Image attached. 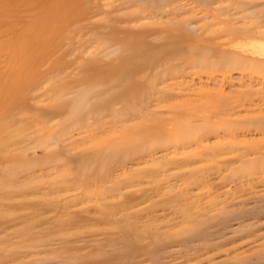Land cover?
<instances>
[{
    "label": "rangeland",
    "instance_id": "rangeland-1",
    "mask_svg": "<svg viewBox=\"0 0 264 264\" xmlns=\"http://www.w3.org/2000/svg\"><path fill=\"white\" fill-rule=\"evenodd\" d=\"M6 1L0 264H264V0Z\"/></svg>",
    "mask_w": 264,
    "mask_h": 264
},
{
    "label": "bare ground",
    "instance_id": "bare-ground-1",
    "mask_svg": "<svg viewBox=\"0 0 264 264\" xmlns=\"http://www.w3.org/2000/svg\"><path fill=\"white\" fill-rule=\"evenodd\" d=\"M57 0H49V8L47 9V11L45 12V16H46V18H45V26H47L46 24H48L49 22L50 23H53L52 21L54 20V19H56L57 17H58V15L57 14H60V16H61V13L63 12L62 11V9L63 8H66V4L64 3V5L62 6V7H60V2H58ZM62 2V1H61ZM37 3V0H7L6 2H5V4H8V6H10V7H12V6H15V5H17V4H22L23 6H25L26 8H29V7H31V6H33L34 4H36ZM59 11H60V13H59ZM62 11V12H61ZM52 26V25H51ZM48 27H50V26H48ZM43 28H44V26H43ZM47 28V27H46ZM53 28V27H52ZM48 29V28H47ZM46 30V29H45ZM44 30V31H45ZM52 30V29H51ZM41 31H42V28H41ZM47 31H49V29L47 30ZM50 33V32H49ZM38 34V33H37ZM44 34H47V33H44ZM42 37V36H41ZM47 37V36H46ZM40 38V37H39ZM41 40H42V38H41ZM37 46V45H36ZM39 46V45H38ZM25 47H26V44H25ZM25 47H22V45H21V48H22V50H23V52L25 51ZM259 47V46H258ZM25 48V49H24ZM28 48V47H27ZM36 48V47H35ZM32 49V48H31ZM27 50H29V49H27ZM37 50V49H36ZM256 50V49H255ZM32 52V51H31ZM27 53H30V52H27ZM39 59V58H38ZM82 97H84V94L82 95ZM82 101V100H81ZM80 102V101H79ZM83 102V101H82ZM82 102H80L81 104H82ZM78 105V104H77ZM76 106V105H75ZM74 108V107H73ZM77 108H80V107H78L77 106ZM74 110H76V109H74Z\"/></svg>",
    "mask_w": 264,
    "mask_h": 264
}]
</instances>
